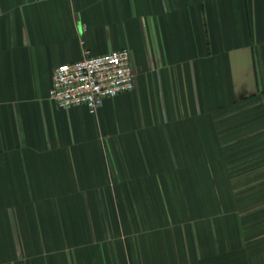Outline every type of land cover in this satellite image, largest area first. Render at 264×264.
<instances>
[{"label":"crops","instance_id":"0c3cea01","mask_svg":"<svg viewBox=\"0 0 264 264\" xmlns=\"http://www.w3.org/2000/svg\"><path fill=\"white\" fill-rule=\"evenodd\" d=\"M117 49L133 90L55 106ZM0 264H264V0H0Z\"/></svg>","mask_w":264,"mask_h":264},{"label":"built area","instance_id":"2783aa9c","mask_svg":"<svg viewBox=\"0 0 264 264\" xmlns=\"http://www.w3.org/2000/svg\"><path fill=\"white\" fill-rule=\"evenodd\" d=\"M135 77L128 49L112 50L62 63L52 73L49 98L56 107L84 105L95 112L106 98L133 90Z\"/></svg>","mask_w":264,"mask_h":264}]
</instances>
